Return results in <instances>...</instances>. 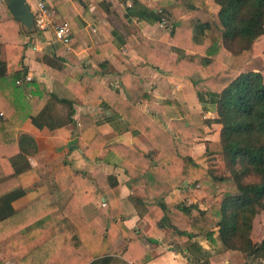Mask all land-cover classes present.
<instances>
[{
    "label": "trees",
    "instance_id": "obj_1",
    "mask_svg": "<svg viewBox=\"0 0 264 264\" xmlns=\"http://www.w3.org/2000/svg\"><path fill=\"white\" fill-rule=\"evenodd\" d=\"M171 2L173 5L162 3L158 11L134 0L128 12L133 18L149 23L164 21L167 6L182 14L197 13V21L188 27L168 25L170 37L183 50L175 55L171 69L191 78L200 101L203 94L214 98L215 116L196 123L179 101L167 99L166 103L176 105L179 110L169 128L121 97L111 101L155 145L147 154L122 143L114 146L128 161L144 170L128 180V185L146 187L144 194L134 191L130 201L140 216L153 225V232L172 228L195 264H213L215 255L227 258L236 251L244 256V264H264V235L259 241L253 238L254 220L264 211V71L235 69L225 64L231 56L251 49L264 37V0ZM19 20L14 16H0V110L5 114L0 119L3 172L0 245L6 249L5 259L16 264H113L115 257L108 253L107 235L99 233L84 215L82 204L99 192L91 180L82 177V172L74 174L73 193L60 214H52L59 207L52 191L38 195L21 207L13 205L26 193L20 182L31 169L28 156L38 150L36 138L28 132L19 134L18 127L29 116L39 128L56 129L75 121L74 100L55 93L37 113H22L23 92L34 82L27 79L29 68L25 55L19 50L20 59L11 66L1 55L5 42L22 40ZM137 48L141 50L140 45ZM185 49L201 53L200 60L187 58ZM197 72L203 76L193 78ZM99 88L98 83L83 76L77 93L83 97L98 96ZM145 98L154 99L151 95ZM64 107L66 112L62 113ZM207 127L218 130L217 140L208 138ZM197 133L205 136L206 149L195 156ZM86 139L89 143L86 157L96 159L108 137L92 128L86 132ZM217 151L224 155L230 176L213 174L208 167L209 154ZM110 178L117 192L118 181L112 175ZM188 179H193L204 191L203 207L198 203L177 204L189 215L190 232L171 224L165 204L166 197L175 189L183 188ZM126 231L129 242L122 255L128 261L141 264L150 258H140V252L148 250L146 236L141 231L128 228ZM201 240L216 242V251L208 249Z\"/></svg>",
    "mask_w": 264,
    "mask_h": 264
},
{
    "label": "crops",
    "instance_id": "obj_2",
    "mask_svg": "<svg viewBox=\"0 0 264 264\" xmlns=\"http://www.w3.org/2000/svg\"><path fill=\"white\" fill-rule=\"evenodd\" d=\"M9 1L0 2V16L3 18L13 17L8 7ZM45 1L52 18L49 28L42 30L19 20L18 27L23 31L22 40L5 42L1 55L8 61V66L19 61V50H23L25 55L24 60L29 68L27 79L34 82L23 92L24 98L20 104L23 114L37 113L55 93L74 100L75 121L56 129L39 128L29 116L18 127L19 134L28 132L36 138L38 150L28 156L31 169L20 182L26 193L17 198L13 205L21 207L38 195L52 191L59 204L52 214H60L73 193L74 174L82 172V177L91 180L99 192L82 204L84 215L99 233L107 235L108 253L116 259L113 264H136L122 255L129 242L127 228L141 231L146 236L148 250L140 252V258H150L141 264H195L172 228L164 227L160 232H153V225L140 216L130 201L134 191L140 193L139 188L144 189V193L146 191L145 185H128L129 179L144 170L128 161L114 146L122 143L147 154L155 149V145L110 102L121 97L152 120L162 122L169 128L174 114L177 115L179 110L176 105L166 103L167 99L191 106L192 113L197 110L195 114L199 115L198 122L202 120L201 116L204 119L215 116L214 98L203 94L200 101L191 78L171 69L175 55L182 49L176 47L170 37L171 28L166 22L169 20L170 24L188 27L197 21V13L182 14L167 6L164 21L149 23L133 18L128 12L134 0ZM138 1L158 11L162 3H172L171 0ZM29 3L34 12L38 4L34 8L31 0ZM62 23H67L71 28L72 39L68 44L57 40L55 35L56 25ZM23 44L27 46L24 48ZM137 45H140L141 50ZM184 51L188 54L189 49ZM83 76L99 84L100 95L83 97L77 93L78 83ZM146 95L154 99H144ZM160 101V104L169 107L167 120L166 115L158 111L157 103ZM65 112L64 107L62 113ZM3 117L5 114L0 115V119ZM92 128L108 137L96 159L86 157L89 145L86 132ZM206 130L210 132L211 129L207 127ZM214 132L218 130L214 129ZM217 139L218 134L213 140ZM111 175L118 181L117 192L113 188ZM2 176L0 166V178ZM193 182V179L186 180L183 188L175 189L165 199L171 224L189 232L192 229L188 215L178 208L177 202L197 190L203 193L198 187H195L197 190L192 188L195 185ZM192 189L193 193L190 192ZM201 243L216 251V242L201 240ZM5 258L6 249L0 245V264H16L14 260ZM244 263V256L237 251L230 253L227 258L213 257V264Z\"/></svg>",
    "mask_w": 264,
    "mask_h": 264
},
{
    "label": "rangeland",
    "instance_id": "obj_3",
    "mask_svg": "<svg viewBox=\"0 0 264 264\" xmlns=\"http://www.w3.org/2000/svg\"><path fill=\"white\" fill-rule=\"evenodd\" d=\"M32 5L34 6V8L37 7L36 1L35 0H31ZM213 7H216L213 3H212ZM168 25L170 24L169 20L167 21ZM33 25L35 27L38 28V26L35 23ZM264 37L262 38L261 41L257 42L254 47H252L249 50H246L244 52H242L239 55H234L231 56L229 59H227V61L225 62V64L227 63V65L235 68V69H244V70H255V71H264V44L263 41ZM187 58L190 59H194L199 61L200 57H201V53L199 52H195L193 50L189 49L188 54L185 53ZM203 74L201 72H197L193 75V78H199L202 77ZM22 88H24V86H21ZM160 102H158L157 104V108L158 111H161V113L166 115V120L169 119V116H167L166 112L168 111V106H166L165 104H160ZM184 106V104H183ZM189 106V105H188ZM188 106H184V108L190 112V110L192 109L191 106L190 109L188 108ZM195 113H197V110L194 111ZM191 114H193L194 116V120L196 123H199V115L190 112ZM195 114V115H194ZM204 118V116H201V119ZM209 118V116L207 117ZM202 126V125H201ZM210 132L208 134V138L210 139H215L217 137L218 132H214V127L210 128ZM209 130V129H208ZM205 136L201 135V133H197L196 136V142H195V148H194V152L195 155H198L200 153H203L206 149V138H204ZM218 150V149H217ZM208 167L212 170L213 174L216 175H220V176H230L231 172L229 171V169L226 166V162H225V158L224 155L217 151L216 153H212L209 154L207 161H206ZM200 188L201 191L202 188L201 186H199V184L197 185H193L192 188H194L195 190H197ZM140 191V193H144L142 188L138 189ZM190 192L193 193V189L190 190ZM204 191L203 193H201L199 190H197V192H194L193 195L189 194V196L186 197H182L181 199H178V203L180 202H184L185 204H191V203H198L200 206L203 207V204L201 203L202 201V197H203ZM187 198H189V200H187ZM190 201H193L191 203H189ZM187 215V214H186ZM189 218V215H188ZM264 235V211H262L254 220V229H253V238L255 241H259ZM210 242V241H209ZM211 246V244H210ZM218 263H220V260L218 261Z\"/></svg>",
    "mask_w": 264,
    "mask_h": 264
},
{
    "label": "built area",
    "instance_id": "obj_4",
    "mask_svg": "<svg viewBox=\"0 0 264 264\" xmlns=\"http://www.w3.org/2000/svg\"><path fill=\"white\" fill-rule=\"evenodd\" d=\"M2 1L3 0H0V2ZM37 4L38 7L34 10V20L39 29L45 30L52 24L51 12L45 0H37ZM55 35L57 40L66 44L70 43L72 39L70 26L67 23L56 25ZM3 114V112H0L1 116H3Z\"/></svg>",
    "mask_w": 264,
    "mask_h": 264
},
{
    "label": "water",
    "instance_id": "obj_5",
    "mask_svg": "<svg viewBox=\"0 0 264 264\" xmlns=\"http://www.w3.org/2000/svg\"><path fill=\"white\" fill-rule=\"evenodd\" d=\"M8 7L13 16L22 20L25 24L34 23V12L28 0H10Z\"/></svg>",
    "mask_w": 264,
    "mask_h": 264
}]
</instances>
